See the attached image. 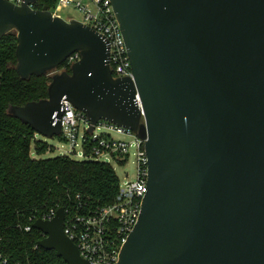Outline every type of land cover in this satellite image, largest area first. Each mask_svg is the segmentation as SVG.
<instances>
[{
	"label": "water",
	"instance_id": "obj_1",
	"mask_svg": "<svg viewBox=\"0 0 264 264\" xmlns=\"http://www.w3.org/2000/svg\"><path fill=\"white\" fill-rule=\"evenodd\" d=\"M35 1L0 0L18 77L51 75L46 99L8 114L52 139L66 101L89 132L103 121L143 142L146 192L114 264H264V0H110L132 78L113 77L104 37ZM64 218L33 223L38 246L89 264Z\"/></svg>",
	"mask_w": 264,
	"mask_h": 264
},
{
	"label": "trees",
	"instance_id": "obj_2",
	"mask_svg": "<svg viewBox=\"0 0 264 264\" xmlns=\"http://www.w3.org/2000/svg\"><path fill=\"white\" fill-rule=\"evenodd\" d=\"M56 4L57 0H36L33 8L53 12ZM16 46L15 33L0 40V257L8 264H66L38 246L44 236L33 229L34 221L78 201L110 205L118 180L110 165L93 160L31 157L32 148L36 156L53 150L8 110L46 99L51 75L21 80L15 72ZM57 70L70 73V66L65 61Z\"/></svg>",
	"mask_w": 264,
	"mask_h": 264
},
{
	"label": "built area",
	"instance_id": "obj_3",
	"mask_svg": "<svg viewBox=\"0 0 264 264\" xmlns=\"http://www.w3.org/2000/svg\"><path fill=\"white\" fill-rule=\"evenodd\" d=\"M8 1L17 6L22 2V0ZM89 2L93 10L89 8V4L82 5L73 0H57L56 7L51 13L60 17L57 14L60 9L69 5L77 8L83 14L81 22L104 37L108 43L109 65L113 77L132 78L127 50L110 0H89ZM79 59V54L75 53L66 61L71 66ZM61 110L59 137L68 145V149L61 156L70 158L78 156L81 160L76 161L93 160L108 165L110 161H115L123 166L129 156V150L135 149L136 175L133 180L123 182L117 178L118 190L112 204L98 206L90 201H78L64 210L63 232L76 246L80 257L89 264H114L140 214L146 192L147 156L143 142L132 132L103 121L95 124L89 132L91 125L83 113L66 101L62 102ZM101 130L102 132L98 133ZM109 132L131 137L133 141L127 143L112 138ZM77 147H80L79 152L76 151ZM55 213V210H50L40 220L50 221ZM25 231H29V228H25ZM0 264L8 263L0 257Z\"/></svg>",
	"mask_w": 264,
	"mask_h": 264
},
{
	"label": "rangeland",
	"instance_id": "obj_4",
	"mask_svg": "<svg viewBox=\"0 0 264 264\" xmlns=\"http://www.w3.org/2000/svg\"><path fill=\"white\" fill-rule=\"evenodd\" d=\"M75 2H80L82 5L89 4V8L93 10V6L90 4L89 0H73ZM57 14L63 19V20H77L79 22L82 21L83 19V14L77 9L74 8L73 5H69L66 8L60 9ZM57 73H60L62 71L56 70ZM101 131H98V133H101ZM110 136L112 138L118 139L125 141L127 143H130L133 141V138L128 137V136H119L115 134L114 132H109ZM37 140L47 144L50 148H52L53 152L52 153H47L42 156H36L34 154L33 148L31 149V157L34 159H48V158H54L56 156H61L62 153L68 149V145L64 142L59 137H54L52 139H47L44 138L38 134H36L35 137ZM77 152L80 151V147H77L76 149ZM75 160H81L78 156H73ZM110 165L116 175V177L120 180V182H123L125 180H133L135 175H136V156H135V149L131 148L129 150V156L127 158L126 163L123 166L118 165L115 161H110Z\"/></svg>",
	"mask_w": 264,
	"mask_h": 264
}]
</instances>
